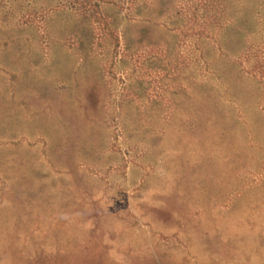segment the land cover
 <instances>
[{
    "label": "rangeland",
    "instance_id": "rangeland-1",
    "mask_svg": "<svg viewBox=\"0 0 264 264\" xmlns=\"http://www.w3.org/2000/svg\"><path fill=\"white\" fill-rule=\"evenodd\" d=\"M0 264H264V0H0Z\"/></svg>",
    "mask_w": 264,
    "mask_h": 264
}]
</instances>
